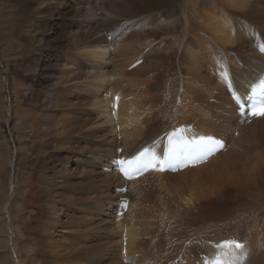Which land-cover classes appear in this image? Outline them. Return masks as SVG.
Segmentation results:
<instances>
[{
	"label": "bare ground",
	"instance_id": "6f19581e",
	"mask_svg": "<svg viewBox=\"0 0 264 264\" xmlns=\"http://www.w3.org/2000/svg\"><path fill=\"white\" fill-rule=\"evenodd\" d=\"M18 2L19 30L56 14L18 66L0 48V233L14 264H264V115L248 110L264 98V0ZM177 128L173 143L222 146L131 181L115 171ZM231 240L245 245L215 247Z\"/></svg>",
	"mask_w": 264,
	"mask_h": 264
},
{
	"label": "snow or ice",
	"instance_id": "6c2138e0",
	"mask_svg": "<svg viewBox=\"0 0 264 264\" xmlns=\"http://www.w3.org/2000/svg\"><path fill=\"white\" fill-rule=\"evenodd\" d=\"M261 50L264 51V48ZM245 103L239 104L242 111L245 108ZM257 108L264 109V98L254 101L248 109L250 113L264 115V111L256 113ZM173 135L176 136L178 133ZM218 144L222 146L221 141L217 140L213 136H202L198 140L193 141L191 145L187 144V142L173 143L170 139L169 149L164 153L163 159L158 157L154 152H150L149 149H144L131 160H119L115 163L120 166V170L124 172L126 176H130L132 172H138L141 169L147 170L149 167H156V165H159V170L163 171L166 166L173 167L175 162L180 160L182 156L184 158L203 159L205 156L211 154L214 151L215 146ZM126 165L127 167H125ZM221 247L243 248L244 245L231 240L225 241ZM223 256L224 254L215 257L214 264H224Z\"/></svg>",
	"mask_w": 264,
	"mask_h": 264
},
{
	"label": "rangeland",
	"instance_id": "374dc122",
	"mask_svg": "<svg viewBox=\"0 0 264 264\" xmlns=\"http://www.w3.org/2000/svg\"><path fill=\"white\" fill-rule=\"evenodd\" d=\"M15 1L16 0H0V7H1L0 8V48L5 47L6 52H8L10 49L13 52L12 53L13 55H12L10 62L13 63L14 65L18 66L21 62L20 59L23 56L22 53H20L21 48L23 46H25V44L29 43V41L32 43L35 42V44H36L37 43L36 40L38 37H39L38 39H40L41 36L44 34V32L48 33L49 32L48 31L49 30L48 29V27H49L48 22L55 16L56 13L53 12V11H55L54 9H48L44 13L47 15V16H45V18H44V16H41L40 14L36 15L38 17V28H37L38 30L36 29L37 34H35L36 32L32 33V31H30L31 29H29V28H25V30H19L14 25V23L16 24L17 16L15 15V11L13 9V4L18 5L20 3L18 2L19 0H17L18 3L17 2L15 3ZM22 9H23V6H22ZM50 11L52 12V14ZM42 17H43V19H42ZM45 19H46V21H45ZM41 23H42V25H41ZM33 29L34 28H32V30ZM25 36H28L27 40L25 39ZM22 37H24V38H22ZM34 37L36 40L33 39ZM260 49H262V48L260 47ZM14 57H15V59L12 60ZM0 61H1V57H0ZM3 63H5V62H3ZM1 66H2L1 70H3L4 65L2 64ZM2 78H3V75H0V80H2ZM233 94L237 95V96L239 95L237 93H233ZM109 107H112V105H110ZM111 115L115 116L114 111H111ZM0 143H1V135H0ZM0 146H1V144H0ZM112 164H114V161L112 162ZM1 172H2V170L0 169V173ZM3 189H4V182L2 179H0V209H1V206L3 203V194H2ZM126 206H124V208H126ZM2 226H3V223L0 220V228L3 230ZM4 234L6 237L5 229H4ZM3 245H4V235H3V233H0V264H14L13 255L8 254L7 250H5L3 248ZM9 251H12V249H9ZM11 256H12V258H11ZM4 258L7 260H9V258H10V261H8V262L4 261Z\"/></svg>",
	"mask_w": 264,
	"mask_h": 264
}]
</instances>
